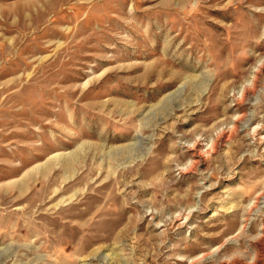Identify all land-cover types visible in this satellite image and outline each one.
I'll return each mask as SVG.
<instances>
[{"label": "rangeland", "instance_id": "rangeland-1", "mask_svg": "<svg viewBox=\"0 0 264 264\" xmlns=\"http://www.w3.org/2000/svg\"><path fill=\"white\" fill-rule=\"evenodd\" d=\"M0 264H264V0H0Z\"/></svg>", "mask_w": 264, "mask_h": 264}]
</instances>
